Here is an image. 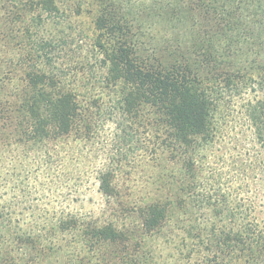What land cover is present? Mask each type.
Instances as JSON below:
<instances>
[{
    "label": "trees",
    "instance_id": "trees-1",
    "mask_svg": "<svg viewBox=\"0 0 264 264\" xmlns=\"http://www.w3.org/2000/svg\"><path fill=\"white\" fill-rule=\"evenodd\" d=\"M127 4L123 0H0V154L16 151L24 160L34 157L40 163L36 169L44 177L42 181H56L54 172L59 166L72 165L78 168L74 181L79 184L83 183L79 177L85 175L82 169L90 161L97 191L107 206L104 216H112L99 222L67 210L50 217L44 208L38 216L44 232L4 238L26 254L30 249L25 256L37 253V243H54L58 238L47 229L58 227L76 230L69 237L81 242L76 248L67 241L68 253L60 246L55 250L63 255V264H72L73 259L79 260L75 264H91L93 259L96 264H148L140 253L142 244L151 237L168 241L163 229L173 203L181 209L190 197L192 206H211L217 220L222 219L211 194L198 199V187L210 184V177L202 176L206 165L200 150L213 143L222 123L221 104L226 93L230 100L255 95L243 104L244 113L253 134L264 144V65L255 75L199 73L188 64L145 66L133 56L132 44L122 37L124 17L131 9L135 21L143 10L165 15L172 8L173 13L187 12L206 33L223 25L221 11L208 0ZM84 5H92L89 11H96L93 29L97 39L91 55L81 56L78 46L67 49L70 64L62 68L55 61L64 53L69 35L47 36L42 25L57 24L55 18L66 13L79 15ZM105 35L110 37L107 45ZM242 151L243 156L247 148ZM242 156L235 160L230 177H247ZM145 164L152 165V174L135 185L131 175ZM234 210L230 208V222L237 218L238 230L230 227L225 235H220L221 231L213 234L215 245L222 241L229 244L232 255L249 252L253 258L264 248V235ZM115 216L118 220L134 216L135 223L129 228ZM188 239L187 234L181 237L176 247L181 262L174 264H191L187 262L191 250L185 253ZM193 246L197 250L202 247Z\"/></svg>",
    "mask_w": 264,
    "mask_h": 264
},
{
    "label": "rangeland",
    "instance_id": "rangeland-1",
    "mask_svg": "<svg viewBox=\"0 0 264 264\" xmlns=\"http://www.w3.org/2000/svg\"><path fill=\"white\" fill-rule=\"evenodd\" d=\"M123 1L128 3L127 7L151 2ZM174 1L186 4L189 0ZM208 1L217 7L223 16V25L215 32L206 33L207 31H203L187 12L173 13V8L168 15L159 12L145 13L147 10H143L142 16L139 15L140 18L136 21L131 20L129 11H135L131 9L124 17L126 25L122 37L132 44L133 56L145 66L188 64L194 66L199 73L240 72L255 75L258 67L264 65V0ZM89 7L94 8L92 5H84L83 12L79 15H69L65 12L66 16L55 18L57 24L42 25V33L47 36L59 37L64 32L69 35L67 43L64 44V53L55 61L57 66L65 68L70 64L67 49L71 46H78L81 56L91 55L92 43L97 39V30L93 29L96 11H89ZM130 22L134 23V27H131ZM103 38L105 44L110 39L106 35ZM227 95L228 93L224 95L226 99H222V123L215 132L213 143L200 150L202 163L206 165L202 176L210 177V184L201 189L198 187V199L211 194L212 202L217 204L223 218L218 221L211 212V206H198L199 203L192 206L190 197L185 198L181 209L178 204L173 203L174 208L169 212L171 216L163 229L168 234V241L151 237L142 244L140 253L147 258L148 264L181 262L182 255L180 258L176 247L182 242L181 237L184 234L189 237L185 253L189 250L192 252L188 263L264 264L263 247L261 253L253 254V258H250L252 253L238 252L232 255L229 244L223 245L221 241L216 246L214 241L213 234L219 231L220 235H225L230 231V227L233 231L238 230V219L230 222V208L239 212L238 215L243 216L244 220L247 218L249 223L257 225V230L261 231L259 233L264 235V144L253 134L243 105L255 95L233 97L231 100ZM243 148H247V151L242 156ZM241 156L245 159L242 169L247 177L239 173L240 179H235L230 177V169L235 167V160ZM29 158L31 160H24L21 153L16 151H4L0 154V264H63V255L55 250L60 246L62 252L68 253L69 247L65 246L67 241H70L71 246L79 248L81 242L69 237L76 230L71 232L61 231L58 227L48 228L47 230L54 232L58 239L50 244L37 243V253H32L31 257L25 256L30 249L26 254L24 250H17L8 245V242L5 243L4 238L25 232L31 235L44 232L45 230L41 229L42 220L38 218L43 215L44 208L50 217L67 210L86 214L87 216H82L85 220L99 219V222L112 216H104L108 213L107 206L97 191L90 161L87 162L88 166L82 169L85 175L79 177V180L83 181L79 184L74 181L78 168L75 169L72 165L59 166L54 172L56 181H42L44 177L41 176L40 170L36 169L40 163L32 156ZM141 166L143 168H138L131 175L136 179L135 185L136 181L140 184L141 180L144 181L152 174V165ZM208 168L213 169L210 171ZM139 170H143V174ZM67 178L71 179L65 185ZM120 217L119 220L116 216L114 218L119 224L129 228L135 223L134 216ZM62 236H65L64 239H60ZM261 242L259 239V244ZM195 243L202 246L201 250L193 246ZM246 258H249L248 261H245ZM75 261L79 260L73 259L71 263L75 264ZM91 264H96V261L91 260Z\"/></svg>",
    "mask_w": 264,
    "mask_h": 264
}]
</instances>
